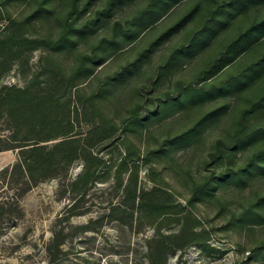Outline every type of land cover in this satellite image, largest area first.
I'll use <instances>...</instances> for the list:
<instances>
[{
	"label": "rangeland",
	"instance_id": "rangeland-1",
	"mask_svg": "<svg viewBox=\"0 0 264 264\" xmlns=\"http://www.w3.org/2000/svg\"><path fill=\"white\" fill-rule=\"evenodd\" d=\"M218 1L0 0V94L22 90L0 144L20 123L52 147L0 264H264V27L245 35L257 0ZM22 182L1 174V199Z\"/></svg>",
	"mask_w": 264,
	"mask_h": 264
},
{
	"label": "trees",
	"instance_id": "trees-1",
	"mask_svg": "<svg viewBox=\"0 0 264 264\" xmlns=\"http://www.w3.org/2000/svg\"><path fill=\"white\" fill-rule=\"evenodd\" d=\"M219 1L214 0V4L210 5V8H213ZM247 22L246 28H252L248 33L245 35H249L253 32L257 26L264 27V0H257L253 2L251 6H245L242 11V15ZM230 17V16H229ZM206 19H209L206 17ZM249 25V26H248ZM257 25V26H255ZM226 26V27H225ZM225 28H242L240 27H233L232 17H230L229 22L224 25ZM202 28V27H201ZM224 29V28H222ZM218 32V31H217ZM242 36L240 40L237 41V44H241L243 38ZM5 38L4 35L0 33V48L3 43V39ZM264 38V31L261 35L258 36V39L253 41L249 44V47L253 46L255 43H261V39ZM234 44V45H237ZM232 46V45H229ZM245 48V47H244ZM247 49V47H246ZM235 57H231L229 60L223 61L224 64L232 63L236 59ZM228 63V64H229ZM5 62L0 59V73L4 72ZM22 94V90L17 88L14 85L9 87H4L0 94V112L5 106L6 103H9L13 99V95L20 96ZM26 96L28 93H25ZM33 107L34 105L31 104ZM18 109L14 106V108L10 111V116L12 117ZM18 132L16 133L17 136L11 140V143L3 145L0 144V152L14 150L18 153L17 161L12 164L4 167L0 170L1 174H7L8 172H19L23 174V182L21 183L20 187L17 188L15 196L10 200H3L0 197V219L3 218L7 213H10L16 208L13 207L11 202H15V204L19 203L20 199L35 185L46 179L47 177L52 176V147H47L44 144H41L43 141L39 136L34 138L32 135L35 131L34 127L22 128V124L18 123L16 125ZM23 130H20V129ZM62 144H73L74 140H64L61 142ZM78 149L72 148L71 152L75 153ZM202 190V186H199L195 189V195H197ZM173 243L172 236H164L161 237L159 240L156 241V246L154 250L161 255V257L165 260L167 257V252L169 250L170 245ZM152 264H154L152 262Z\"/></svg>",
	"mask_w": 264,
	"mask_h": 264
},
{
	"label": "crops",
	"instance_id": "crops-1",
	"mask_svg": "<svg viewBox=\"0 0 264 264\" xmlns=\"http://www.w3.org/2000/svg\"><path fill=\"white\" fill-rule=\"evenodd\" d=\"M255 26H257V25H255Z\"/></svg>",
	"mask_w": 264,
	"mask_h": 264
}]
</instances>
